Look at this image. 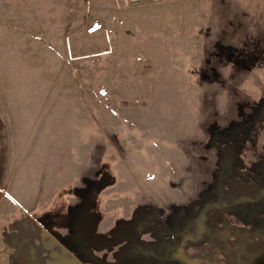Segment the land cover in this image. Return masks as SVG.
Segmentation results:
<instances>
[{"label":"rangeland","instance_id":"374dc122","mask_svg":"<svg viewBox=\"0 0 264 264\" xmlns=\"http://www.w3.org/2000/svg\"><path fill=\"white\" fill-rule=\"evenodd\" d=\"M0 264H264V0H0Z\"/></svg>","mask_w":264,"mask_h":264},{"label":"water","instance_id":"95a60500","mask_svg":"<svg viewBox=\"0 0 264 264\" xmlns=\"http://www.w3.org/2000/svg\"><path fill=\"white\" fill-rule=\"evenodd\" d=\"M3 252L1 251L0 254H2Z\"/></svg>","mask_w":264,"mask_h":264}]
</instances>
